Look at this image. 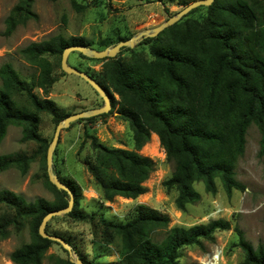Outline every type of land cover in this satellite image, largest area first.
Segmentation results:
<instances>
[{"label":"trees","instance_id":"obj_1","mask_svg":"<svg viewBox=\"0 0 264 264\" xmlns=\"http://www.w3.org/2000/svg\"><path fill=\"white\" fill-rule=\"evenodd\" d=\"M69 1L77 12L84 10L74 0ZM102 2L108 4L110 0H95L93 4ZM156 2L165 8L188 6L179 0ZM31 6L32 0H18L6 20L5 36L35 18ZM194 13L199 17L191 18ZM138 45L148 49L149 59L131 49H122L115 58L101 61L79 54L103 63L100 79L90 77L110 94L111 108L131 134L132 149L124 150L99 143L88 129L83 133L91 154L81 163L98 186L102 200H135L146 193L143 184L155 171V163L139 152L152 134L157 136L166 162L173 166L163 186L176 192L174 205L178 211L184 212L187 205L200 201L192 187L196 182L202 183L210 195L217 193L216 180L228 196L233 191H244L235 178V167L244 155L250 125L260 135L258 157H264V4L259 0H214ZM70 46L91 45L81 37L54 36L19 50L22 60L36 71L28 81L21 80L9 63L0 66V141L7 127L17 126L22 129L23 141L36 145L30 155L0 156V173L14 169L26 175L38 160L43 165L44 186L53 196L52 202L42 198L26 202L10 191L0 190V242L12 232L29 228V243L8 256L12 264H41L49 248L59 245L38 233L43 218L65 209L69 202L68 194L48 181L46 153L51 141L40 135L39 124L42 114L49 116L55 127L69 116L61 114L47 97L52 65L44 56L61 59L62 52ZM124 53L130 56L124 59ZM35 89L43 93L42 99L33 93ZM94 118L81 121L92 122ZM53 156L54 174L73 195V207L64 216L74 221L94 220L95 215L79 209L78 184L58 171L57 149ZM97 219L104 231L120 240L115 264H178L181 249L199 246L201 241L213 242L216 232L230 230L229 222L222 219L189 228H169L166 215L145 205H138L133 218L125 223L108 222L101 215ZM233 230L237 236L235 246L243 253L240 264H264V247L253 248L237 227ZM161 233L163 237L158 239ZM77 257L83 264H93ZM50 260L53 264H73L69 256H50Z\"/></svg>","mask_w":264,"mask_h":264},{"label":"rangeland","instance_id":"obj_2","mask_svg":"<svg viewBox=\"0 0 264 264\" xmlns=\"http://www.w3.org/2000/svg\"><path fill=\"white\" fill-rule=\"evenodd\" d=\"M74 1L84 7V10H74L69 0H32L31 11L35 18L26 21L24 25H18L10 36H5L6 20L18 0H0V66L9 63L21 80L28 81L36 71L22 60L19 50L32 42L54 36L65 39L81 37L89 41L90 48L102 51L140 32L158 27L183 9L179 6L165 8L156 2L158 0H110L108 4L102 2L99 5L93 4L95 0ZM179 1L190 5L198 0ZM259 1L264 4V0ZM199 15L194 13L190 17L196 19ZM107 42L110 43L108 46L105 45ZM138 44L131 50L149 59L148 49ZM129 56L130 53L121 55L124 59ZM44 58L52 65L47 97L54 102L61 114L73 115L104 106L103 100L88 83L78 76L61 71L60 57L45 55ZM67 63L70 67L100 79L101 62L84 59L79 53L73 52L69 54ZM33 93L40 99L43 98L40 90L35 89ZM113 97L118 101L116 95ZM85 129L106 147L132 149L131 134L112 108L92 122L76 121L60 133L55 148L58 171L64 177L73 178L78 184L81 191L80 211L96 217L92 221H74L59 216L47 222L45 231L69 242L75 249L73 257L80 256L87 263L115 264L119 259L120 240L112 232L104 231L97 218L101 215L108 222L125 223L133 218L138 205H145L166 215L169 228H189L218 219L229 222L230 230L216 232L213 242L201 241L199 246L181 249L178 264H202V260L209 259L217 250L221 252L219 264H240L243 253L235 246L237 236L234 227L243 233L245 240L253 248L258 245L264 247V157H258L260 135L254 125H250L246 131L244 155L235 167V178L244 186V191H233L228 196L216 180L217 193L210 195L204 191L202 183L196 182L192 187L200 195V201L187 205L184 212L175 208L176 192L168 191L163 186L173 173V166L166 162L159 140L157 143L152 141V135L149 143L139 152V155L155 163V171L143 184L146 193L135 200L116 197L111 203L103 201L98 186L81 163L84 157L91 154L90 143L84 140ZM54 132L55 126L51 118L46 114L40 115V135L51 141ZM35 149L34 143L23 141L22 130L17 126H9L0 141V156L30 155ZM42 175L43 165L38 160L30 165L26 175L14 169L7 170L0 173V190L10 191L26 202L37 198L52 202L53 196L45 188ZM162 237L161 233L158 239ZM29 241L27 226L18 233L12 232L8 239L0 242V264H12L8 259L9 254ZM109 241L111 245H107ZM50 256L67 259L68 253L60 245L53 244L41 264H53Z\"/></svg>","mask_w":264,"mask_h":264},{"label":"water","instance_id":"obj_3","mask_svg":"<svg viewBox=\"0 0 264 264\" xmlns=\"http://www.w3.org/2000/svg\"><path fill=\"white\" fill-rule=\"evenodd\" d=\"M214 0H198L190 5L184 7L181 11H179L175 16L170 17L167 19L163 24L159 25L158 27L152 29V30H147L138 33L134 37L117 43L114 46H109L105 48L102 51H97L94 50L90 47L86 46H70L66 48L61 55V62H60V67L61 71L65 74L68 75H75L83 79L88 85L93 89V91L103 100L104 106L99 109L95 110H89V111H84L81 113L69 115L65 119H63L56 127H55V132L53 135V138L48 146L47 153H46V173L48 177V181L51 185H53L58 191H64L68 194L69 196V202L68 205L65 209L58 210V211H53L48 213L42 220L38 233L39 235L44 238L48 239L52 242L58 243L63 250H65L68 253L70 262L73 264H83L77 256L73 257V251L70 245H68L65 241H63L59 237L55 236H50L45 232V226L47 222L54 218V217H59V216H64L68 214L72 207H73V195L69 191V189L62 183L60 180L57 178V176L53 172V153L55 151L57 142L59 140L60 133L67 129L70 124L83 120V119H88L92 117H97L103 114H106L111 106H110V94L106 92L94 79H92L89 75L86 73L75 69L73 67H70L67 63V58L69 54L76 52L81 54L82 56L88 58V59H94V60H107V59H113L115 58L121 51L122 49H132L138 42H140L143 39L146 38H155L158 34H160L162 31L167 29L168 27H171L172 25L176 24L179 22L184 16H186L188 13H190L192 10L199 8V7H208L213 3Z\"/></svg>","mask_w":264,"mask_h":264},{"label":"bare ground","instance_id":"obj_4","mask_svg":"<svg viewBox=\"0 0 264 264\" xmlns=\"http://www.w3.org/2000/svg\"><path fill=\"white\" fill-rule=\"evenodd\" d=\"M151 139H152V141H154L155 143L158 142V141H157L158 139H157V136H156V135H152ZM217 255H218V250H217V251H214V252L212 253V255H211V257H210V260H211L212 262H214L215 259H217ZM202 264H205V261L202 260Z\"/></svg>","mask_w":264,"mask_h":264},{"label":"built area","instance_id":"obj_5","mask_svg":"<svg viewBox=\"0 0 264 264\" xmlns=\"http://www.w3.org/2000/svg\"><path fill=\"white\" fill-rule=\"evenodd\" d=\"M220 255H221V252L218 251L217 259H215L214 262H212V261L210 260V258H209V259H206V260H205V264H219V258H220Z\"/></svg>","mask_w":264,"mask_h":264},{"label":"crops","instance_id":"obj_6","mask_svg":"<svg viewBox=\"0 0 264 264\" xmlns=\"http://www.w3.org/2000/svg\"><path fill=\"white\" fill-rule=\"evenodd\" d=\"M7 129H8V127H7ZM7 129H6V130H7ZM21 130H22V129H21ZM5 133H6V132H5ZM152 135H154V134H152ZM52 160H53V158H52ZM52 162H53V161H52Z\"/></svg>","mask_w":264,"mask_h":264}]
</instances>
